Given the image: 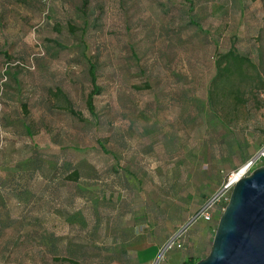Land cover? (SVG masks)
I'll return each mask as SVG.
<instances>
[{
	"label": "rangeland",
	"instance_id": "obj_1",
	"mask_svg": "<svg viewBox=\"0 0 264 264\" xmlns=\"http://www.w3.org/2000/svg\"><path fill=\"white\" fill-rule=\"evenodd\" d=\"M187 1L0 0V264L209 252L222 211L192 219L264 145V88L242 83L237 103L223 86L216 113L208 91L229 49L264 80V17L259 1L192 0L197 29Z\"/></svg>",
	"mask_w": 264,
	"mask_h": 264
},
{
	"label": "water",
	"instance_id": "obj_2",
	"mask_svg": "<svg viewBox=\"0 0 264 264\" xmlns=\"http://www.w3.org/2000/svg\"><path fill=\"white\" fill-rule=\"evenodd\" d=\"M192 264H264V163L233 184L208 254Z\"/></svg>",
	"mask_w": 264,
	"mask_h": 264
},
{
	"label": "trees",
	"instance_id": "obj_3",
	"mask_svg": "<svg viewBox=\"0 0 264 264\" xmlns=\"http://www.w3.org/2000/svg\"><path fill=\"white\" fill-rule=\"evenodd\" d=\"M253 1L261 2L263 9V17H264V0H253ZM187 2L191 3V7H190L191 25L195 26L197 29H200L201 26L199 23V19L193 12L194 11L193 1L188 0ZM56 43L62 46L59 42L56 41ZM84 58L87 62V72L91 83V90L88 92L86 96V106L89 112L94 115L93 99L95 95L100 93L101 87L97 83L96 63L85 53H84ZM215 64H216V73L211 80V85L209 87L208 96H207V106H209L210 109L213 108L214 97L216 93H218L219 89H222V87L225 85L228 86V91H227L228 94H230L232 99L237 103L243 101V99L239 95L240 92L239 88L242 83L249 84L253 82V80H256L257 82L260 83L261 87L264 88V80L262 79V73L259 64L254 63L248 56L241 55L235 52L234 49H229L225 54L221 55ZM211 111L216 113L215 110L211 109ZM77 175L78 173L74 171L73 177L76 178ZM207 200L202 204V206L207 202ZM206 255H203L198 259H195L193 263L205 257Z\"/></svg>",
	"mask_w": 264,
	"mask_h": 264
},
{
	"label": "built area",
	"instance_id": "obj_4",
	"mask_svg": "<svg viewBox=\"0 0 264 264\" xmlns=\"http://www.w3.org/2000/svg\"><path fill=\"white\" fill-rule=\"evenodd\" d=\"M264 163V145L251 157L237 172L240 173V177H243L250 173L252 169ZM233 174V173H232ZM232 174L222 183L221 188L216 192L207 202L197 211L192 221L197 219H203L204 221H210L213 218L214 209L218 208L222 211L227 203L230 190L237 179H233ZM238 178V179H239ZM181 240L179 235H176L169 239L162 247L159 256L163 257V253L173 247L178 249L182 248Z\"/></svg>",
	"mask_w": 264,
	"mask_h": 264
},
{
	"label": "bare ground",
	"instance_id": "obj_5",
	"mask_svg": "<svg viewBox=\"0 0 264 264\" xmlns=\"http://www.w3.org/2000/svg\"><path fill=\"white\" fill-rule=\"evenodd\" d=\"M239 176H240L239 172H233V174H232L233 179H238Z\"/></svg>",
	"mask_w": 264,
	"mask_h": 264
},
{
	"label": "crops",
	"instance_id": "obj_6",
	"mask_svg": "<svg viewBox=\"0 0 264 264\" xmlns=\"http://www.w3.org/2000/svg\"><path fill=\"white\" fill-rule=\"evenodd\" d=\"M259 4H261V2H259ZM262 5V4H261ZM261 12L263 13V9L261 8Z\"/></svg>",
	"mask_w": 264,
	"mask_h": 264
}]
</instances>
